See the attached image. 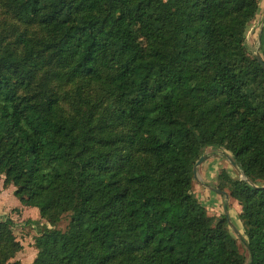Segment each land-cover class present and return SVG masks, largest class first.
<instances>
[{
  "label": "trees",
  "instance_id": "16d2710c",
  "mask_svg": "<svg viewBox=\"0 0 264 264\" xmlns=\"http://www.w3.org/2000/svg\"><path fill=\"white\" fill-rule=\"evenodd\" d=\"M5 1L40 35L0 46L3 187L51 225L70 216L65 230H39L32 264H264V71L243 46L259 1ZM47 66L102 88L118 127L68 116L37 87ZM208 146L246 179L222 170L217 187L240 206L247 258L226 215L209 216L192 190ZM17 246L0 221V264Z\"/></svg>",
  "mask_w": 264,
  "mask_h": 264
},
{
  "label": "rangeland",
  "instance_id": "374dc122",
  "mask_svg": "<svg viewBox=\"0 0 264 264\" xmlns=\"http://www.w3.org/2000/svg\"><path fill=\"white\" fill-rule=\"evenodd\" d=\"M259 1V8L255 17L247 23L243 33V46L246 55L250 59H255L254 55L259 53L264 61V33L263 43H261V33L264 27L263 13H264V0ZM38 37L40 35L39 29L36 25H22L14 16V11L8 2L5 0L0 1V46L4 47L6 51H19L20 44L18 39L20 36ZM256 60V59H255ZM55 70L54 67L47 66L43 71H40L36 76L37 87L43 91H51L58 95L59 103L63 111L68 116L79 118L86 116L91 112V119L94 122V130H98L101 134L114 131L118 126L111 122L110 97L104 93L102 88L91 86L81 81L72 83L59 82L51 78L50 73ZM90 110V112H89ZM203 155L206 156L205 160L197 166L195 178H193L192 190L197 200L206 208L209 216L217 218V212L221 210V214H225L223 210V203L226 202L228 210L234 218L236 227L230 224L228 229L232 236L237 241L238 250L247 258V251L245 244L241 240L245 238L244 230L239 219H236V210L240 206L238 203L231 199L229 196L226 199L224 195L219 194L220 203L214 204V201H207L211 196L213 198L219 196L211 190V187H217L219 180L218 176L222 170H225L232 178L246 180L240 169L234 164L232 154L224 148L206 147ZM212 155L218 158L217 163L209 166V174L207 175V158ZM209 156V157H208ZM1 179L4 176H0ZM15 187L11 184L6 186V189ZM9 191V190H8ZM228 195V190L224 188ZM1 202L6 205L15 203L20 204L18 198L13 193H2L0 196ZM209 203V204H208ZM208 206V207H207ZM216 207V208H215ZM222 207V209H220ZM208 208V209H207ZM220 209V210H219ZM8 219L10 222V230L17 242L18 246L13 255L7 260L9 264H32L37 256V249L35 248V237L38 235L39 230L43 226L48 228L54 227L56 229L65 230L69 224L70 216L68 213H62L51 225L47 218L39 215V210L32 207H16L0 209V221Z\"/></svg>",
  "mask_w": 264,
  "mask_h": 264
},
{
  "label": "crops",
  "instance_id": "0c3cea01",
  "mask_svg": "<svg viewBox=\"0 0 264 264\" xmlns=\"http://www.w3.org/2000/svg\"><path fill=\"white\" fill-rule=\"evenodd\" d=\"M214 156H217V155H214ZM213 155H212V157H209V158H207V170H208V168H209V166H211V165H214L215 163H217V161H218V158H216V157H214ZM209 174V170L207 171V175ZM9 190V191H8ZM13 188H4L3 187V179H1L0 178V196H1V194L3 193H6V192H8V193H13ZM216 195H219L218 193L216 194ZM219 197H220V195L219 196H217V197H215V198H213V196H211L210 197V199H207V201L209 202V201H214V204H217V203H220V200H218L219 199ZM15 203H13L12 205H6V204H4V203H2L1 202V199H0V209L2 210V209H4V208H16V207H22L21 206V204H18V203H16V200L14 199L13 200ZM209 204V203H208ZM208 207V206H207ZM216 208V207H215ZM208 209V208H207ZM220 209H222V207L220 208ZM219 209V210H220ZM223 210H224V208H223ZM221 213H223V212H221V210L219 211V212H217V216L218 215H220ZM228 213H229V218H230V221H231V223L234 225V227H236V223H235V220H234V218H232V216H231V212L228 210ZM238 213H239V208H237V210H236V219H238ZM236 229H237V227H236Z\"/></svg>",
  "mask_w": 264,
  "mask_h": 264
},
{
  "label": "water",
  "instance_id": "95a60500",
  "mask_svg": "<svg viewBox=\"0 0 264 264\" xmlns=\"http://www.w3.org/2000/svg\"><path fill=\"white\" fill-rule=\"evenodd\" d=\"M263 20H264V13H263ZM254 58H255L256 61L260 64V66L262 67V69H263V71H264V61L262 60L260 54H259V53H256V54L254 55ZM205 158H206V156H205V155H202V156H200L199 159L195 162V164H194V166H193V177H194V178H195V172H196V168H197V166L200 165V164L205 160ZM210 189L213 190L214 192L218 193V194H222V195H224V197H225L226 199L228 198V195H227L224 191L219 190V189L216 188V187H211ZM224 203H225V202H224ZM224 211H225V215H226V217H227V220H228L229 224L233 227L234 225H233V224L231 223V221H230L228 210H224ZM234 230H236L235 227H234ZM236 232H238V231L236 230Z\"/></svg>",
  "mask_w": 264,
  "mask_h": 264
}]
</instances>
